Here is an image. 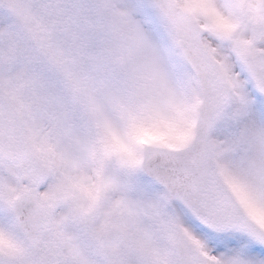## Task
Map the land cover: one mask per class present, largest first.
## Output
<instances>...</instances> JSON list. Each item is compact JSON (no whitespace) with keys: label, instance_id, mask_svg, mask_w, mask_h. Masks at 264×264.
Listing matches in <instances>:
<instances>
[{"label":"snow or ice","instance_id":"obj_1","mask_svg":"<svg viewBox=\"0 0 264 264\" xmlns=\"http://www.w3.org/2000/svg\"><path fill=\"white\" fill-rule=\"evenodd\" d=\"M0 264H264V0H0Z\"/></svg>","mask_w":264,"mask_h":264}]
</instances>
